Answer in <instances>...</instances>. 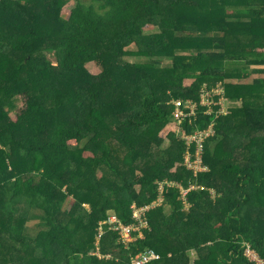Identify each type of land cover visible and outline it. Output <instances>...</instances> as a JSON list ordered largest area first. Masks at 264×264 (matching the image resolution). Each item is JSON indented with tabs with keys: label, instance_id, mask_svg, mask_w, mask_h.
I'll return each mask as SVG.
<instances>
[{
	"label": "trees",
	"instance_id": "16d2710c",
	"mask_svg": "<svg viewBox=\"0 0 264 264\" xmlns=\"http://www.w3.org/2000/svg\"><path fill=\"white\" fill-rule=\"evenodd\" d=\"M258 64L264 0H0V264H131L149 250L144 264H258L244 255L246 242L264 259ZM205 85L240 105H202ZM174 99L194 115L174 119ZM211 123L194 174L186 137ZM164 130L172 142L151 151ZM191 183L204 188L188 206ZM153 202L124 241L116 227Z\"/></svg>",
	"mask_w": 264,
	"mask_h": 264
},
{
	"label": "built area",
	"instance_id": "2783aa9c",
	"mask_svg": "<svg viewBox=\"0 0 264 264\" xmlns=\"http://www.w3.org/2000/svg\"><path fill=\"white\" fill-rule=\"evenodd\" d=\"M223 100L225 99L223 97V88H221V86L218 85L213 90H209L205 85V89H204V92L201 94V100H200V103L202 105H211V104H216L219 102L221 104V107H223L224 105V103H222ZM206 101L209 104H205ZM173 103H174V108L172 110V115H173V118L176 119L178 122H180L181 119H183L184 117H187L188 115H190V113L192 117L196 109L195 107H197L192 101L191 103L190 102L188 103V102H183L180 99H174ZM212 126H213V123L209 124V126L206 129L196 130L195 132L191 133V135H187L186 137L187 144L194 145V155L191 154L190 156L189 154H187L186 156L188 155L189 156L188 157L185 156L186 158L185 163L187 164L189 168H191L194 174H196L199 171H204L207 169V167L204 166L202 163V152H203V147L205 145V141L211 134H213ZM202 188H204V186L191 183V185H189L188 188L180 189L181 197H182V194H187L189 190L202 189ZM160 189H162V184L160 185ZM212 191L214 190L210 189V193ZM156 204H159V203L153 202L151 205H144L142 207H137V208L134 207L133 214H134V217L139 220L138 225L135 226L134 224H131V225L125 226L120 223L116 227L119 231L120 236L123 238L124 241L132 240V237H131L132 230L139 229L147 225V222L144 218V212ZM139 235H142L141 231H139ZM244 244H245L244 255L248 257L250 260L256 261L258 264H264V259L259 257L258 253L251 247V245L246 242ZM154 257H155L154 251L149 250L147 252L140 253L132 257L131 264H144Z\"/></svg>",
	"mask_w": 264,
	"mask_h": 264
},
{
	"label": "rangeland",
	"instance_id": "374dc122",
	"mask_svg": "<svg viewBox=\"0 0 264 264\" xmlns=\"http://www.w3.org/2000/svg\"><path fill=\"white\" fill-rule=\"evenodd\" d=\"M72 5H73L72 2L65 4V5L63 6L62 10L60 11V13H61V14H67V13L69 12V10H70V8H71ZM146 30H147L146 33L150 34L151 32L155 31L156 29H153V28H147ZM46 54H47V57L52 61V64H53V65H57V60H56L55 56L53 55V53H52V52H47ZM125 59L128 60V61H132V62H134V61L142 60V57H138L137 55H135V53L132 52V53H128V55L125 57ZM165 61H167V60L165 59ZM84 67H85V69H86L90 74H98V73L101 71V66L98 65V64L95 63V62H87V63H85ZM252 67H253L252 70L254 71V72H252L253 74L251 75L252 78L256 76V74H255V73H256V72H255V71H256V68L261 67V68L263 69V72H264V66H260V64H258V65H253ZM207 82H209V80H208ZM218 91H219V89H218ZM218 103H219V102H218ZM222 103H224V105H223V107H220V109H221L224 113H229L233 107L240 105V102H238V101H232V102H231L230 99H227V101L223 100ZM205 104H209V103L206 101ZM11 115H13V112L11 113ZM166 133H167L166 130H164L163 132H160V133H159V136L162 138L161 143H160V141H159L158 144H155V143H154V144L151 146V148H150L151 151L156 152V151L159 150L158 148H160L161 150H163V149H165L166 147H168V145H169L172 141H170V140L166 137ZM159 144H160V145H159ZM189 155H191V153H190ZM189 155H188V156H189ZM188 156H186V157H188ZM211 196H212V197H215V193H214V191L211 192ZM180 198H181V200L184 199L186 202H185L184 200H183V202H184L186 205H188V200H186V199H187L186 194H182V197H180ZM188 206H189V205H188ZM188 206H185V207L188 208ZM186 208H185V209H186ZM20 223H21V221H20V222H17V225L20 226ZM37 230H38V227L36 226V221H35V219H28L27 221H23V232H24V233L29 234V235H34V234L36 233ZM141 233H142V232H141ZM195 257H196V253H195L194 251H193V252H190V259H191V258L194 259ZM190 263H191V261H190Z\"/></svg>",
	"mask_w": 264,
	"mask_h": 264
},
{
	"label": "crops",
	"instance_id": "0c3cea01",
	"mask_svg": "<svg viewBox=\"0 0 264 264\" xmlns=\"http://www.w3.org/2000/svg\"><path fill=\"white\" fill-rule=\"evenodd\" d=\"M191 252H193V251H191Z\"/></svg>",
	"mask_w": 264,
	"mask_h": 264
}]
</instances>
